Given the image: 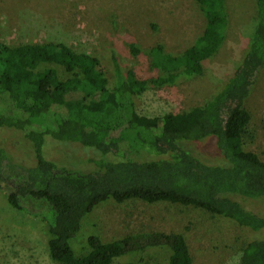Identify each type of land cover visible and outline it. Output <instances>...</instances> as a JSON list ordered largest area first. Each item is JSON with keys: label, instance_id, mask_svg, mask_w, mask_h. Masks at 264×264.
I'll list each match as a JSON object with an SVG mask.
<instances>
[{"label": "trees", "instance_id": "obj_1", "mask_svg": "<svg viewBox=\"0 0 264 264\" xmlns=\"http://www.w3.org/2000/svg\"><path fill=\"white\" fill-rule=\"evenodd\" d=\"M194 1L205 25L192 44L178 53L166 51L162 43L149 51L152 66L164 76L139 78L133 70L123 72L112 53L109 77L98 56L62 41L0 42V126L22 130L35 157L32 164L18 163L0 144V189L13 208L46 224L49 256L57 264H143L120 259L156 246L171 250L165 264H194L180 232H142L109 242L89 235V251L76 256L68 238L78 231L79 219L106 200L178 204L227 218L254 233L264 230V215L234 198L264 200V160L245 148L254 138L245 102L264 68V0H255L256 28L240 62L209 99L154 116L136 110L135 96L150 86L174 83L182 74L203 76L205 61L221 46L228 24L224 0ZM228 102L232 114L225 119ZM198 128L213 131L227 164L206 163L183 147L181 142ZM262 129L264 140V119ZM46 135L94 149L99 155L90 159L95 170L77 171L46 158ZM161 148L167 157L131 156ZM237 264H264V237L242 242Z\"/></svg>", "mask_w": 264, "mask_h": 264}, {"label": "rangeland", "instance_id": "obj_2", "mask_svg": "<svg viewBox=\"0 0 264 264\" xmlns=\"http://www.w3.org/2000/svg\"><path fill=\"white\" fill-rule=\"evenodd\" d=\"M224 3L228 20L225 38L205 61V74H182L174 83L150 86L134 98L138 113L154 116L201 105L228 79L246 51L257 21L255 0ZM204 25L205 17L194 0H0V42L15 46L62 41L75 51L98 56L109 77L112 53L123 72L133 70L139 78L164 76L162 70L152 66L150 49L162 43L168 52H181L192 44ZM231 105H224L225 119L232 114ZM245 106L251 112L254 131L253 140L245 148L264 160V68ZM202 132V128L191 131L190 137L181 142L183 147L206 163L227 164L216 149L213 131ZM0 144L16 162L34 163L33 145L22 130L0 126ZM158 152L141 151L131 156L147 159L169 155L164 148ZM43 154L82 172L95 170L90 159L99 156L91 147L48 135ZM234 198L246 209L264 215L263 199L239 195ZM68 218L71 220L73 215L69 213ZM79 220L78 231L68 238L76 256L89 251V235L109 242L142 232H180L194 264H237L240 244L264 237V230L254 233L227 218L167 202L147 204L133 200L119 204L106 200ZM67 227L63 222L61 228ZM49 238L42 219L13 208L0 189V264H57L49 256ZM170 254L167 246L147 247L120 260L165 264Z\"/></svg>", "mask_w": 264, "mask_h": 264}]
</instances>
